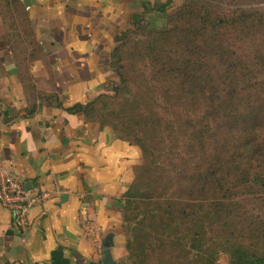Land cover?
<instances>
[{
    "label": "trees",
    "instance_id": "obj_1",
    "mask_svg": "<svg viewBox=\"0 0 264 264\" xmlns=\"http://www.w3.org/2000/svg\"><path fill=\"white\" fill-rule=\"evenodd\" d=\"M223 2L185 0L170 14L169 1L142 2L114 37L115 81L85 104L49 102L140 150L118 201L129 264H220L222 255L227 264H264V202L256 212L240 210L235 194L264 198V133L255 132L264 127V89L247 79L251 92L242 96L235 80L223 90L202 82L200 70L204 57L217 55L227 73L241 75L249 59H232L224 39L252 41L264 11L244 8L246 0L225 11ZM0 13L19 79L34 96L29 66L39 42L19 0H0ZM35 109L30 103L27 116Z\"/></svg>",
    "mask_w": 264,
    "mask_h": 264
},
{
    "label": "crops",
    "instance_id": "obj_2",
    "mask_svg": "<svg viewBox=\"0 0 264 264\" xmlns=\"http://www.w3.org/2000/svg\"><path fill=\"white\" fill-rule=\"evenodd\" d=\"M144 1L185 0H19L40 48L29 66L34 96L19 79L0 13V178L50 194L28 212L25 229L0 203V264H101L109 235L112 258L124 255L118 201L140 150L49 102L68 108L101 93L114 37Z\"/></svg>",
    "mask_w": 264,
    "mask_h": 264
},
{
    "label": "rangeland",
    "instance_id": "obj_3",
    "mask_svg": "<svg viewBox=\"0 0 264 264\" xmlns=\"http://www.w3.org/2000/svg\"><path fill=\"white\" fill-rule=\"evenodd\" d=\"M248 3H245L243 7L259 10V11H264V0H246ZM236 0L233 2L230 0H224L223 2V7L224 10H233L236 8L235 6ZM180 6V5H179ZM179 6H169L167 9V13L170 14L173 12L175 9H177ZM165 23V20L163 19H158L155 21L156 26L161 27ZM240 35L235 34H227V40L225 45L229 47V50L232 51L235 56H233L235 59L236 57H246L249 59V62L247 61L245 63L246 65V70L241 72V75L236 76L232 71L226 72V66L222 64L218 58H215L214 56L213 59L208 56L204 57L201 60L202 66L200 68L201 74H202V82H211V84L214 87H218L220 89H228L230 83L235 80L237 82V90L242 94V96H247L249 94L250 89L244 91L245 87L247 86V79H252L250 82V85H255L256 87H262L264 89V28H260L256 33L254 34V39L252 41H245V40H240ZM219 53V52H218ZM205 56L208 55V53L204 54ZM110 69V68H109ZM150 69L146 68V73L150 74ZM204 72V73H202ZM110 78L103 84V86L108 83V81L114 80L115 81V75L113 72L110 70ZM235 76L233 79L232 77ZM103 86H102V91L103 93ZM134 89V87H133ZM255 132L258 134L264 133V127H260L259 129L256 128ZM185 150V149H183ZM190 162V167H192L193 170H195V166L198 162L196 158H192L189 160ZM180 164V163H179ZM176 169L180 170L181 165L176 164ZM236 194V201L238 204H236V207L240 210L244 211H253L255 210L258 211L262 207V202H264V198H260L259 194H249L246 195L242 191H235ZM254 212V211H253ZM121 219V215H120ZM122 226V222H121ZM122 246L123 248V256L116 258V262L118 264H129L127 261V253L125 250V243H126V232L124 231V228L122 226ZM118 250V248H117ZM221 263H227V257L226 256H221Z\"/></svg>",
    "mask_w": 264,
    "mask_h": 264
},
{
    "label": "built area",
    "instance_id": "obj_4",
    "mask_svg": "<svg viewBox=\"0 0 264 264\" xmlns=\"http://www.w3.org/2000/svg\"><path fill=\"white\" fill-rule=\"evenodd\" d=\"M50 197L45 190H26L16 178L4 175L0 178V203L10 210L12 224L18 229L26 228L28 212Z\"/></svg>",
    "mask_w": 264,
    "mask_h": 264
},
{
    "label": "water",
    "instance_id": "obj_5",
    "mask_svg": "<svg viewBox=\"0 0 264 264\" xmlns=\"http://www.w3.org/2000/svg\"><path fill=\"white\" fill-rule=\"evenodd\" d=\"M24 188L26 190H29L30 189V186L29 184H25L24 185ZM104 247V250L101 254V264H118L113 258H112V255H111V247H112V236L109 235L106 240H105V243L103 245Z\"/></svg>",
    "mask_w": 264,
    "mask_h": 264
}]
</instances>
